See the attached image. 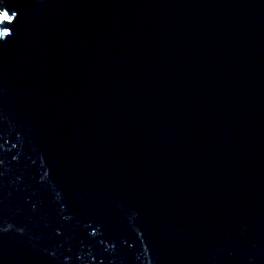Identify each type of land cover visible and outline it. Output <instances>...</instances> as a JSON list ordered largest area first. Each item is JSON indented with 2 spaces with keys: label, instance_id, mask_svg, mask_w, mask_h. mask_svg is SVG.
<instances>
[{
  "label": "water",
  "instance_id": "1",
  "mask_svg": "<svg viewBox=\"0 0 264 264\" xmlns=\"http://www.w3.org/2000/svg\"><path fill=\"white\" fill-rule=\"evenodd\" d=\"M0 264H264V0H0Z\"/></svg>",
  "mask_w": 264,
  "mask_h": 264
},
{
  "label": "snow or ice",
  "instance_id": "2",
  "mask_svg": "<svg viewBox=\"0 0 264 264\" xmlns=\"http://www.w3.org/2000/svg\"><path fill=\"white\" fill-rule=\"evenodd\" d=\"M9 19H11V18L7 15V13L0 15V20H9Z\"/></svg>",
  "mask_w": 264,
  "mask_h": 264
}]
</instances>
